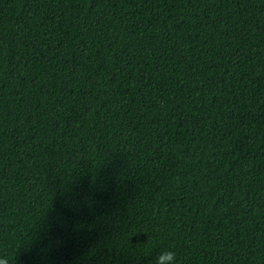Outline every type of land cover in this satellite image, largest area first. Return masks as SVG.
Here are the masks:
<instances>
[{"label": "trees", "instance_id": "1", "mask_svg": "<svg viewBox=\"0 0 264 264\" xmlns=\"http://www.w3.org/2000/svg\"><path fill=\"white\" fill-rule=\"evenodd\" d=\"M264 264V0H0V258Z\"/></svg>", "mask_w": 264, "mask_h": 264}, {"label": "clouds", "instance_id": "2", "mask_svg": "<svg viewBox=\"0 0 264 264\" xmlns=\"http://www.w3.org/2000/svg\"><path fill=\"white\" fill-rule=\"evenodd\" d=\"M0 264H8L6 257L0 258ZM155 264H176V254L173 251H162L155 260Z\"/></svg>", "mask_w": 264, "mask_h": 264}]
</instances>
